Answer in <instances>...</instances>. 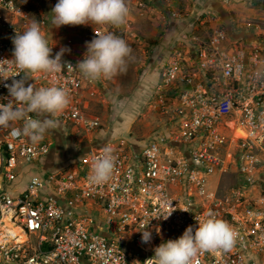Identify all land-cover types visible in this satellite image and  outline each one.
<instances>
[{
	"label": "built area",
	"instance_id": "built-area-1",
	"mask_svg": "<svg viewBox=\"0 0 264 264\" xmlns=\"http://www.w3.org/2000/svg\"><path fill=\"white\" fill-rule=\"evenodd\" d=\"M135 1L163 4L182 26L148 102L162 128L140 150L127 141L91 148L78 170L35 175L17 196L6 188L51 149L44 139L33 144L21 135L22 122L16 131L0 128V262L146 264L156 247L189 227L194 234L212 213L234 227L237 242L229 251L202 252L193 264H264V46L235 39L213 12L187 17L172 6L176 0ZM37 5L0 0V61L14 59L13 38L32 21L47 34L50 21L38 15ZM96 32L126 41L111 27ZM60 51L53 49L52 58ZM84 57L64 53L73 68L29 74L25 86L66 89L71 103L58 118L89 137L103 125L89 112L90 80L75 68ZM0 72L15 76L0 77V104L14 103L6 85L25 74L11 62L0 64ZM105 146L114 149L116 166L109 181L93 184L91 165ZM227 179L234 182L224 186ZM46 186L51 192L43 194ZM144 230L151 233L148 243Z\"/></svg>",
	"mask_w": 264,
	"mask_h": 264
},
{
	"label": "clouds",
	"instance_id": "clouds-1",
	"mask_svg": "<svg viewBox=\"0 0 264 264\" xmlns=\"http://www.w3.org/2000/svg\"><path fill=\"white\" fill-rule=\"evenodd\" d=\"M126 0H58L52 16L56 27L71 25H112L119 28L124 25L129 16ZM87 44L84 59L75 67L81 75L90 81L101 78L110 79L126 69V58L131 54L127 42L109 32L100 35ZM14 59L0 61V64L11 62L24 72L20 80L13 79L8 87L14 100L7 105L0 104V128H13L17 122H22L19 129L21 135L28 137L33 144L41 142L45 134L59 126L57 117L70 105L69 92L61 87L50 86L36 88L34 84H25L30 80L29 74H56L67 68H73L70 63L62 60L64 49L52 58V48L49 40L37 21L26 26L22 33L13 38ZM0 77H5L0 72ZM117 157L114 149L105 146L101 154L91 165L89 181L93 184H104L110 180L116 166ZM172 213L163 216L167 219ZM199 227L193 234L189 227L178 240H168L155 248L153 258L146 264H193L195 258L202 252L222 249L229 251L237 242L238 232L227 221L209 213L208 218L198 221ZM159 231V229H157ZM142 241L148 243L151 233L142 231ZM135 264H139L136 261Z\"/></svg>",
	"mask_w": 264,
	"mask_h": 264
},
{
	"label": "rangeland",
	"instance_id": "rangeland-1",
	"mask_svg": "<svg viewBox=\"0 0 264 264\" xmlns=\"http://www.w3.org/2000/svg\"><path fill=\"white\" fill-rule=\"evenodd\" d=\"M38 1L39 5L35 6L34 10L38 15L46 16L49 21L53 20L52 12L58 0ZM205 1L220 6L221 10L217 7L204 9ZM126 2L130 10L126 23L119 28L104 26L106 29L111 27L124 33L132 50L126 58V69L110 79L101 78L97 82L87 83L92 86L90 92L95 93L89 112L92 116L100 118L103 125L101 129L110 133L118 130L126 137L132 134L142 143L163 126L162 119L157 113L151 112L148 102L153 87L159 83L163 72L158 64L159 55H162L161 49H171L177 44L174 41L182 26H179L180 21L169 18L163 4L143 6L135 0ZM172 6L179 7L187 17L205 10L213 12L235 39L264 46V6L260 0H176ZM104 27H56L54 24L53 39L49 41V46L57 44L71 56L86 55L87 44L95 39L96 31ZM233 180H224L223 185L229 186ZM20 240H24V237Z\"/></svg>",
	"mask_w": 264,
	"mask_h": 264
},
{
	"label": "crops",
	"instance_id": "crops-1",
	"mask_svg": "<svg viewBox=\"0 0 264 264\" xmlns=\"http://www.w3.org/2000/svg\"><path fill=\"white\" fill-rule=\"evenodd\" d=\"M204 9L210 10L216 8L221 10L220 6L215 5L214 3H210L205 1L203 4ZM205 10V11H206ZM48 14V12L46 11ZM50 17V15H49ZM53 20H50V26L47 29L46 37L49 41L53 39L54 32V23ZM91 26V24H88ZM101 26L105 25H96L93 24V28H101ZM107 28V27H106ZM104 27V29H106ZM98 31V30H97ZM175 43V42H174ZM53 49L59 48L57 44H52ZM61 49V48H60ZM74 52V50H72ZM169 52V47L166 49H161L162 55H159L158 64L162 68L166 61V55ZM66 54V50L64 51ZM90 81L92 83L97 82ZM156 85V84H155ZM92 86L86 87L85 96L89 98L90 105L92 106V102L95 99V93L90 92ZM154 88V87H153ZM90 93V94H89ZM91 96H89V95ZM59 120V126L56 129L50 130L45 134L44 140L50 145V153L44 158L40 159L36 164L27 166L22 168L19 171L18 178L11 185H9L6 190L12 195L17 196L21 194L27 187L31 178L35 175H41L44 177L48 173H55L60 171H75L79 169L80 162L82 157L91 149L95 147H102L108 143L119 142V141H127L130 144H133L136 150H140L143 148V142L141 143L136 137L132 134L128 137L122 136V132L120 131H106L100 129L94 136H81L76 134L74 131L67 128L62 121ZM0 189H3L2 184L0 183ZM51 192V187L46 186L43 190V194Z\"/></svg>",
	"mask_w": 264,
	"mask_h": 264
},
{
	"label": "trees",
	"instance_id": "trees-1",
	"mask_svg": "<svg viewBox=\"0 0 264 264\" xmlns=\"http://www.w3.org/2000/svg\"><path fill=\"white\" fill-rule=\"evenodd\" d=\"M260 2L262 3V5L264 6V0H260Z\"/></svg>",
	"mask_w": 264,
	"mask_h": 264
},
{
	"label": "bare ground",
	"instance_id": "bare-ground-1",
	"mask_svg": "<svg viewBox=\"0 0 264 264\" xmlns=\"http://www.w3.org/2000/svg\"><path fill=\"white\" fill-rule=\"evenodd\" d=\"M239 134L241 135L242 133H241V132H239Z\"/></svg>",
	"mask_w": 264,
	"mask_h": 264
}]
</instances>
